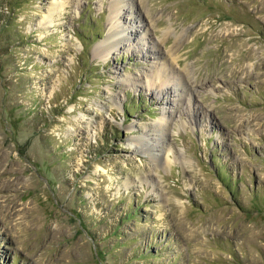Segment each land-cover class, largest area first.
<instances>
[{"label": "rangeland", "instance_id": "374dc122", "mask_svg": "<svg viewBox=\"0 0 264 264\" xmlns=\"http://www.w3.org/2000/svg\"><path fill=\"white\" fill-rule=\"evenodd\" d=\"M113 1L0 0V264H264V0Z\"/></svg>", "mask_w": 264, "mask_h": 264}, {"label": "bare ground", "instance_id": "6f19581e", "mask_svg": "<svg viewBox=\"0 0 264 264\" xmlns=\"http://www.w3.org/2000/svg\"><path fill=\"white\" fill-rule=\"evenodd\" d=\"M127 3L129 4L128 8L131 10L130 13H133V17H135L137 20H139L140 23L143 22L144 25H149V24L154 25V22H153L154 19L152 17L148 16V17H150V19H149V18H147V16L144 17V15L141 13V12H143L142 9L144 8V3L142 2V0H139V1L135 0V2H133V0H114L109 7L113 20H111V25H109L107 36L104 39V41L101 42L100 45L95 49V54L98 55L103 60H107L109 55L114 50L115 46H117L119 44V41L123 40V38L126 36V34L127 35L132 34V33H126L125 32V30L122 28V26L120 24V23H122L120 21L121 17H120V15L118 16V13L121 11L122 7ZM62 7H63V3H61V5L53 4L48 9V16L49 17L54 16V14L56 12H58L59 10H61ZM135 18H131V17L127 18L126 17V19H128L129 21H131L132 19H135ZM127 25H129V23ZM144 28L145 29H143L144 32L142 33V36H143V38H147L148 37L147 33L150 30L146 27H144ZM164 40H165V38H163L161 41L164 42ZM157 45H159L158 42H155L154 47L156 48V51H154L153 54H155L157 56V58H159L161 60L160 61L161 63H159L157 71H154L152 73L153 76L156 77L160 83H164L166 81V78H167V76H166L167 73L172 75V76H174V74H176V77L179 80V82H182L181 81L182 77L180 76V74L178 72H175L174 68H172L171 64H169L170 61L176 60V57H177V56H175L176 55V51H175L176 47H172L169 49L168 52H166L165 54L164 53L162 54V52L160 50H159L160 52L158 51V49H160V48H158ZM171 70L174 71L172 74H171ZM185 71H186V69H185ZM187 73H188V71H187ZM189 78H190V76H189ZM178 85L180 86V83H178ZM181 87H183L182 83H181ZM169 89H171V88H169ZM158 90L160 92L162 91L160 88ZM177 96L180 98L182 96V91L180 93H178ZM179 98H178V100H179ZM175 108L178 110V107H176V104H175ZM163 123H167V120L165 119V117L161 118L160 124H158V126H157V127L160 126L161 128L153 129L158 135H162V130H163L162 124ZM149 135H151V134H149L147 132H143L142 137L138 136V137L131 138L128 141V145L131 146L132 148H134V150H135L136 148H138V145L147 144L146 138H148ZM143 148L145 150L149 149L148 151H150V149H152V148L147 147L146 145ZM150 155L155 161L159 160L157 158L156 154L152 153Z\"/></svg>", "mask_w": 264, "mask_h": 264}]
</instances>
